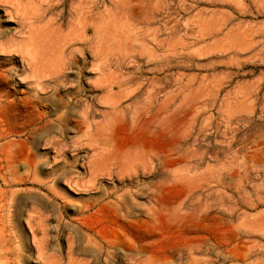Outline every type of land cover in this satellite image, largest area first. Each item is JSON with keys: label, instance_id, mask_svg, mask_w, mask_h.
<instances>
[{"label": "rangeland", "instance_id": "rangeland-1", "mask_svg": "<svg viewBox=\"0 0 264 264\" xmlns=\"http://www.w3.org/2000/svg\"><path fill=\"white\" fill-rule=\"evenodd\" d=\"M0 264H264V0H0Z\"/></svg>", "mask_w": 264, "mask_h": 264}]
</instances>
